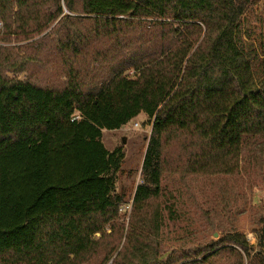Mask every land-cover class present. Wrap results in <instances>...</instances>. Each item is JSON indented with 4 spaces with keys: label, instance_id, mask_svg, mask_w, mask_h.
Returning <instances> with one entry per match:
<instances>
[{
    "label": "trees",
    "instance_id": "trees-1",
    "mask_svg": "<svg viewBox=\"0 0 264 264\" xmlns=\"http://www.w3.org/2000/svg\"><path fill=\"white\" fill-rule=\"evenodd\" d=\"M254 2L0 0V41L28 42L0 45V264H264V231L257 250L233 233L162 259L152 208L168 146L190 174L230 175L249 138L264 143ZM140 114L151 133L125 230L124 153L101 139Z\"/></svg>",
    "mask_w": 264,
    "mask_h": 264
},
{
    "label": "rangeland",
    "instance_id": "rangeland-1",
    "mask_svg": "<svg viewBox=\"0 0 264 264\" xmlns=\"http://www.w3.org/2000/svg\"><path fill=\"white\" fill-rule=\"evenodd\" d=\"M264 0H255L245 24L254 31L253 38L264 31ZM2 28L0 29V34ZM28 42H2L7 48L21 47ZM10 79L24 80L28 72H8ZM151 133L145 115L140 114L122 128L103 130L102 143L112 151L121 148L124 160L115 175L116 192L122 197L118 222L128 226L132 201L140 183L141 166ZM124 139V143L122 140ZM249 138L243 145L235 174H190L185 168V153L176 144L168 146L167 163L163 168L161 197L152 204L161 211L160 254L162 259L219 240L233 233L243 234L257 250V232L264 231V143ZM110 233V230L107 231ZM120 242L119 235L109 243ZM175 253V254H174ZM206 264H235L229 255L215 257Z\"/></svg>",
    "mask_w": 264,
    "mask_h": 264
},
{
    "label": "built area",
    "instance_id": "built-area-1",
    "mask_svg": "<svg viewBox=\"0 0 264 264\" xmlns=\"http://www.w3.org/2000/svg\"><path fill=\"white\" fill-rule=\"evenodd\" d=\"M1 23H0V29H1ZM77 118V116H74L73 118H72V120H74V119H76Z\"/></svg>",
    "mask_w": 264,
    "mask_h": 264
},
{
    "label": "water",
    "instance_id": "water-1",
    "mask_svg": "<svg viewBox=\"0 0 264 264\" xmlns=\"http://www.w3.org/2000/svg\"><path fill=\"white\" fill-rule=\"evenodd\" d=\"M125 141H124V139L122 140V143H124Z\"/></svg>",
    "mask_w": 264,
    "mask_h": 264
}]
</instances>
